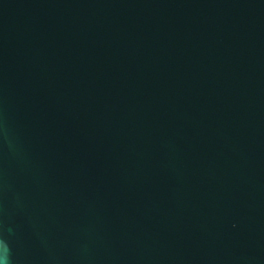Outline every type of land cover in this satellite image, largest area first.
<instances>
[{
    "label": "water",
    "instance_id": "obj_1",
    "mask_svg": "<svg viewBox=\"0 0 264 264\" xmlns=\"http://www.w3.org/2000/svg\"><path fill=\"white\" fill-rule=\"evenodd\" d=\"M0 241L264 264V0H0Z\"/></svg>",
    "mask_w": 264,
    "mask_h": 264
},
{
    "label": "clouds",
    "instance_id": "obj_2",
    "mask_svg": "<svg viewBox=\"0 0 264 264\" xmlns=\"http://www.w3.org/2000/svg\"><path fill=\"white\" fill-rule=\"evenodd\" d=\"M0 245H2L3 246V248L5 249V261H4V264H7V262H8V256H7V253H8V250H9V247H8V244H7V242H5V241H0Z\"/></svg>",
    "mask_w": 264,
    "mask_h": 264
}]
</instances>
